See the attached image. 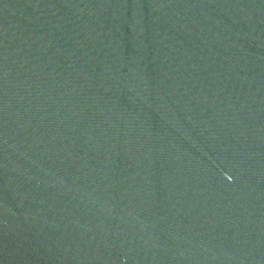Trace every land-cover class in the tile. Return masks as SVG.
<instances>
[{
	"label": "water",
	"instance_id": "obj_1",
	"mask_svg": "<svg viewBox=\"0 0 264 264\" xmlns=\"http://www.w3.org/2000/svg\"><path fill=\"white\" fill-rule=\"evenodd\" d=\"M0 264H264V0H0Z\"/></svg>",
	"mask_w": 264,
	"mask_h": 264
}]
</instances>
